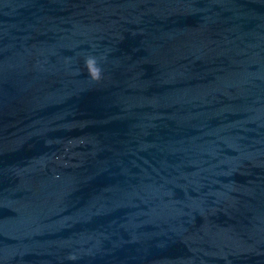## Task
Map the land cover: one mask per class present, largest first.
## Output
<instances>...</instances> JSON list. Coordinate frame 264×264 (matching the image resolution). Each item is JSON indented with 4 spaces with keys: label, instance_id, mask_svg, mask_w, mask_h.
Segmentation results:
<instances>
[{
    "label": "clouds",
    "instance_id": "clouds-1",
    "mask_svg": "<svg viewBox=\"0 0 264 264\" xmlns=\"http://www.w3.org/2000/svg\"><path fill=\"white\" fill-rule=\"evenodd\" d=\"M106 57H100L99 59L94 55H88L85 57L84 66L88 73V78L95 83H99L103 79V69L100 67L99 60H104ZM69 260H76L77 256L70 254Z\"/></svg>",
    "mask_w": 264,
    "mask_h": 264
}]
</instances>
